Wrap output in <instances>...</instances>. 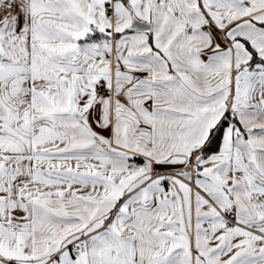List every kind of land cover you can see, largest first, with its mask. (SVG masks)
<instances>
[{
	"label": "snow or ice",
	"instance_id": "snow-or-ice-1",
	"mask_svg": "<svg viewBox=\"0 0 264 264\" xmlns=\"http://www.w3.org/2000/svg\"><path fill=\"white\" fill-rule=\"evenodd\" d=\"M0 264H264V0H0Z\"/></svg>",
	"mask_w": 264,
	"mask_h": 264
}]
</instances>
